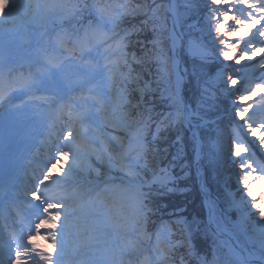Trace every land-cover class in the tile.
I'll return each mask as SVG.
<instances>
[{"label":"rangeland","instance_id":"rangeland-1","mask_svg":"<svg viewBox=\"0 0 264 264\" xmlns=\"http://www.w3.org/2000/svg\"><path fill=\"white\" fill-rule=\"evenodd\" d=\"M2 2L9 3L10 11L6 18L0 19V41H3L5 50L11 54L7 58L1 57L0 59V73L4 75L0 78L5 84H16L19 91L16 90L8 95L5 105L0 107V116L18 117L24 113V109L19 103L28 96L39 93L41 88H47L48 91L56 93L55 97L67 96L66 105H71V111L77 113L74 115L76 119L80 120L82 114H87L89 117L87 123L73 129L80 134L75 137V141L80 147L81 154L71 160L68 157L59 158L60 163L55 162L53 164L55 166L51 167L50 176L53 179L41 185L49 186L61 179L65 182L69 179H78L88 185L98 183L103 188L96 193L94 198L83 202L77 209L70 210L72 214L58 235V248L53 247L54 261H43L42 264H110L115 257L107 243L115 237L119 238L121 243H131L132 247L137 250L135 256H139L140 251L141 254L148 253L145 246L153 236V232L149 227L148 217L141 219L145 218L142 217V214L144 215L143 205L140 202L134 204L135 197L130 194L136 192L150 203L151 195L149 196L147 191L155 186L158 188L167 187L170 192L173 190L171 184L174 183L173 186H176L177 182L169 169L160 168L157 170L155 168L150 173L151 170H146V165L142 161L144 156L136 158L137 154L142 152L148 134L145 122L137 115L138 108L149 109L153 106L151 102L159 99L166 100L167 106L174 108L171 98L172 90L169 86L170 79L168 73L166 74V70L170 66V56L167 55L165 46L163 47L164 42H168L166 40L168 28L164 25L166 22L164 13L157 14L155 12L154 16L149 13L151 18L145 20L137 13L145 8L150 9V2L139 0L126 6L120 12L123 15L119 14L116 19L104 15L103 18L107 17V19L103 23L109 29L115 25L122 26L123 24L129 27L134 26L138 21L136 33L134 32L130 36L123 31L115 35L109 40L108 47L98 46L96 48L97 53L100 51V55L87 54L79 59L77 58L79 54L78 56L76 54L67 55L62 66L63 70L55 71L56 73L51 76L55 70L53 64L49 66L48 71L38 72L39 61L44 53L38 50V42L42 39H49L53 34H64L65 37L74 38L84 32L85 25L75 26L78 15H81L80 18H82L81 11H77L74 15L65 12V8L70 9L73 5L77 6V1L2 0ZM192 3L194 8L188 15H184L183 30L193 37L203 36L204 32H200V27H193V25H197L203 18L205 11H201V6L206 5V0H192ZM182 8L185 9L184 13L188 11L185 0H182ZM58 16H60L59 22L56 25L50 26L48 29L42 28L47 21L54 20ZM78 21L81 22L80 19ZM141 23L142 25H140ZM14 27L19 29V33L25 37L18 36L17 40L11 39L9 33L13 31L11 28ZM142 36L148 41H144ZM132 41H135V44L139 41L140 44L136 46ZM148 43L151 44L149 49H144ZM206 44L208 48L215 50L218 42L206 41ZM167 50L169 51L168 43ZM137 51L141 52L139 59L135 54ZM72 58L76 60V64L75 62L71 63L74 61ZM167 58L168 64H166ZM94 61H98L96 62L97 68L93 64ZM247 68L248 65L245 64L244 70L246 71ZM233 69H236L234 72L241 75L240 66H235ZM30 74L34 84L26 86L24 82L30 81V79H23V76ZM235 75L233 76L237 77ZM47 79H50L51 82L49 83ZM55 79L57 83L53 85ZM261 95H264V89H260L248 100L258 105ZM13 103L14 106L17 105L15 108L18 110L6 112L13 109L11 108ZM37 103V101L32 102V104ZM259 113V109L254 110L252 114L254 119L260 118ZM232 114L235 116L234 112ZM240 124L243 128L244 141L239 146L243 148L244 153H246L244 146H247L248 149V155L244 158L243 163L247 165V162L252 161L253 157L259 162L258 171H262L264 170V139H262L264 133H260L259 129L255 127L250 131L242 122ZM212 129L214 132L217 131L216 128ZM62 142L61 140V145ZM183 145L186 146L185 142ZM209 146L210 157L218 158L220 162L226 158L230 150L227 137L215 141L210 136ZM138 168L146 170L149 179L144 181L143 185L147 184V189L142 190L136 187V177H141L138 175ZM65 169H70L66 178L62 177ZM244 175L245 173L242 171L237 173V170L234 175H228L229 180L235 184V189L226 190L227 196L231 199L229 210H233L234 204H239L243 211L248 210V204L252 197L249 195L250 190L247 185L241 183ZM45 180L46 178L43 181ZM256 185H260L259 180L256 181ZM103 190L107 191L108 196L103 198L104 204L103 199L95 200ZM252 190H255V186ZM83 197L84 194L76 198ZM54 199H57L56 195ZM73 200L76 199L73 198ZM150 205L153 207L151 203ZM226 216L227 223L223 224L224 227L233 234L238 233L246 242L248 252L264 262L260 237L253 231L251 222L247 226L236 224L235 211L232 215ZM220 243L226 249L231 250L227 243ZM123 257L119 259L122 264H129L133 260L127 255H123ZM172 261H169L168 264H174ZM177 261L179 262L180 259L178 258ZM34 262L33 264H40L35 260ZM179 264H183V262L180 261ZM219 264L229 263L219 258Z\"/></svg>","mask_w":264,"mask_h":264},{"label":"snow or ice","instance_id":"snow-or-ice-1","mask_svg":"<svg viewBox=\"0 0 264 264\" xmlns=\"http://www.w3.org/2000/svg\"><path fill=\"white\" fill-rule=\"evenodd\" d=\"M187 12L181 14L177 10L175 3H171L169 15L179 22L182 15L188 13L194 8L192 0H185ZM0 19L6 18L10 11L9 3L0 0ZM78 11V7L73 5L70 9L65 8L66 14L74 15ZM149 13L155 15V10L145 8L138 12L137 15L142 16L145 20L150 19ZM105 13L102 11L101 16ZM115 16V13H108ZM123 15L122 13L120 14ZM200 32L210 33L214 42L218 44L215 54L223 64V62H233L230 67L240 66L241 75L239 77L225 76L224 71L217 72L209 81H206L202 87V92L211 99L222 96L224 92L236 91L234 115L238 122H242L251 131L252 128H258L260 133H264V95L260 96V103L254 104L249 102L248 98L258 93L260 89H264V0H206V10L203 18L199 21ZM195 27V25H193ZM158 39V37H157ZM170 39L173 45L179 43L182 48H186V55L191 59L193 65V75L196 74V66L203 65L209 59L210 50L203 36L193 37L191 34H173ZM248 68L245 71L244 65ZM25 85H29L30 81H25ZM223 85L222 88L219 85ZM239 86V87H238ZM209 89H212L213 95H210ZM10 87L6 86L4 81L0 79V103H3L8 96ZM260 110V118L254 119L252 115L254 110ZM71 113V105L65 108L61 106L57 114L59 118L62 114ZM80 134L73 129L62 130L61 138L65 141L63 147L59 149V158L65 157L76 158L81 154L79 145L75 141V137ZM256 138V137H253ZM264 139V138H262ZM245 152H247V146ZM244 153L234 152L235 157H240ZM55 165H53L54 167ZM247 169V170H246ZM241 171L245 173L241 183L246 184L249 195L252 197L248 204V210L243 211L239 204H234L233 210L236 212L235 223L240 226H247L249 222L253 225V231L260 237L261 251L264 252V170L258 171L252 161H248L247 165L241 164ZM70 169H65L62 177H67ZM255 173V174H254ZM53 178L46 175V180L42 183L50 182ZM260 181V185H256V181ZM255 186V190L252 189ZM259 193V195H257ZM34 199L40 200L39 193L32 194ZM216 206L209 202L207 205V213L210 220L215 219ZM254 213V218H253ZM45 218L38 225L37 235L29 238L31 249L16 252L15 264H33L35 257H39L41 261H54V255L48 253L46 249L41 247L38 240H51L54 247L58 248V235L62 228L66 226V221L71 216V212L67 209L64 199H54L44 208ZM49 230L42 237L39 233ZM179 242H173L171 234L166 229H160L156 237L154 245V257H145L147 264H168L175 257L177 249L180 247ZM188 255L192 256L197 264H219L218 257L213 254L211 260L207 256L198 254L195 246L190 244ZM29 251L35 255L31 260H25ZM233 259L237 264H245L240 253L235 249L231 251Z\"/></svg>","mask_w":264,"mask_h":264},{"label":"trees","instance_id":"trees-1","mask_svg":"<svg viewBox=\"0 0 264 264\" xmlns=\"http://www.w3.org/2000/svg\"><path fill=\"white\" fill-rule=\"evenodd\" d=\"M96 1H106V3L111 6L114 4L113 0ZM128 1H132V3H134L139 0ZM148 1L150 2V0ZM164 1L165 0H155L153 3L158 6L160 5V11H162L164 10ZM178 3L179 11L183 14L185 9L182 8V0H178ZM205 10L206 5L201 6V11ZM181 23L183 27L184 15L181 16ZM140 25H142V23ZM164 25H166V22ZM195 26L200 27V24L197 23ZM147 32L149 33L148 30ZM184 33L188 34L185 31ZM204 37L205 42L214 41L212 35L206 31L204 32ZM209 38H211V41H209ZM143 40L148 41V39L144 37ZM133 44L138 46L140 42L137 41L135 44V41H133ZM150 45V43L146 44L144 49H149ZM164 46L166 48L167 55H170L167 50V42H164L163 47ZM210 50L212 51L209 53V59L203 65H199V63L197 64L195 76L193 75L192 61L186 55L187 49L184 48L182 50L183 60L188 67V82L185 85V94L193 104L196 111L200 115L206 117H214L227 112L232 102L235 101L234 97L237 94L235 90L231 92L226 91L222 96L218 95L216 99H211L202 92L201 89L205 82H210L211 78L217 72L224 71L225 76H233L238 73L234 72L236 69L225 67L227 64L233 62H223L222 64L218 59V56L215 54V50ZM140 53L141 52L138 51L135 53L137 55V59H139ZM166 64H168V58L166 59ZM169 72L168 66L166 74L168 73L169 75V86L171 87V76ZM219 87L222 88L223 85L221 84ZM208 91L210 95H213L212 89H209ZM151 104L153 105L151 107L153 109L152 111L149 110L150 112H148L146 107H139V114L141 115L147 112L148 114H152L162 111L164 113V117L162 119L156 118V123L152 124L151 132H153L154 128L157 127L160 129L161 134L156 141L150 144L146 168L153 169L157 165L162 167L165 165L169 166L171 167V171L177 180L176 186H173V190L171 192L165 188H160V190L155 189L150 192V203L153 205L154 209V214H152V216L156 217L158 222L164 223V225L171 229L172 237H174V239L175 237L178 238L177 235L180 234V238L177 240L180 245H184L186 241L189 240L190 244L195 246V251L198 254L207 257L212 256L213 254L217 255V244L205 227L201 197L195 185V176L192 168L193 144L187 131L180 124L181 113L178 109H176V115L169 109H163V106L167 104V101L163 99L153 101ZM234 122V116H227L220 119L215 127L209 126L207 129H200L201 138L205 147V158L201 164L204 185L212 203L216 206L215 215L217 217L220 215H232L234 213L233 210L228 209L231 199L227 196V193L224 190V187L229 190L235 189V184L229 180L228 175H234L236 170L237 173L241 171L240 158L233 155L235 140L239 138ZM212 128H216L217 131L214 132ZM164 133H166L165 136ZM210 136L213 137V140L215 141L219 138L226 137L229 140L230 150L222 162L218 161V158L210 157ZM184 142L186 146L183 145ZM138 169L139 176L145 175L140 168ZM147 207L152 208L149 204H147ZM176 219L180 222L178 225V221ZM232 231L234 232V230ZM235 235L238 237L240 242L246 246L244 239L240 237L238 233ZM189 245L188 247L180 246L176 251V255L178 257H183L187 260L188 264H193L195 259H191L192 257L188 255V252L190 251Z\"/></svg>","mask_w":264,"mask_h":264},{"label":"bare ground","instance_id":"bare-ground-1","mask_svg":"<svg viewBox=\"0 0 264 264\" xmlns=\"http://www.w3.org/2000/svg\"><path fill=\"white\" fill-rule=\"evenodd\" d=\"M173 64H174V58H172ZM178 64H174L173 68L176 72V75H180L181 71L178 70ZM184 98H181V100H183ZM164 113L162 111L160 112H155L154 115L157 118L162 119L164 117L163 115ZM86 116H82V118L78 121L72 120L71 124L69 126H71L72 124H78L81 125L83 123H85L87 121V119L85 118ZM11 123H13L10 120L8 121H4L1 123L0 125V176L2 177H8L10 176L13 171H14V164H20L23 161V156L21 154H16V151L21 147L24 146L28 143V141L31 139L32 136L27 137V132L24 133V131L22 132V135L20 137V139H15L14 137H12V135L14 133H16L15 130H13L12 132H8L6 127H8ZM15 126H17V124L13 123ZM36 124L32 125V130H34ZM20 131V130H19ZM13 155H15V158L13 160ZM63 179L60 180V183L56 184L57 187V191L58 192H63L61 196L66 197V199H70L72 196L79 194L82 189L84 188V185L82 184V182L80 180H75V179H70L68 181H66V183H61ZM78 204H75V206ZM49 230H45L42 234L46 235L47 232ZM48 246V248L50 246H53V243L51 242V240H48V243L46 244ZM47 252L50 253L52 252V249L49 248V250L47 249ZM247 264V263H245Z\"/></svg>","mask_w":264,"mask_h":264},{"label":"water","instance_id":"water-1","mask_svg":"<svg viewBox=\"0 0 264 264\" xmlns=\"http://www.w3.org/2000/svg\"><path fill=\"white\" fill-rule=\"evenodd\" d=\"M169 8H170V5H169ZM171 24H172V27L174 29V31L176 32V34H180L178 29H177V21L173 19V17L171 16ZM180 48H181V45L179 43H177V45L175 46V58L176 60L178 61L179 63V66H178V70L181 71V74H182V78H184V71L182 70V65H181V57H180ZM180 89H181V83H180ZM194 135V133H192ZM200 144V143H199ZM202 154V153H201ZM200 159V158H199ZM204 193V192H203ZM205 195V193H204ZM205 201H206V204H208V201H207V198H206V195H205ZM209 222H210V219H209ZM212 226V225H211ZM213 227V226H212ZM214 228V227H213ZM219 231V230H217ZM221 232V231H219ZM221 234L224 236V237H227L225 236L222 232ZM231 240V242L233 243L234 247L236 248V250L240 253V255H242L244 257V259L247 261V262H251L250 260H248L246 258V255H245V252L239 247V245L233 240L231 239L230 237H227Z\"/></svg>","mask_w":264,"mask_h":264}]
</instances>
